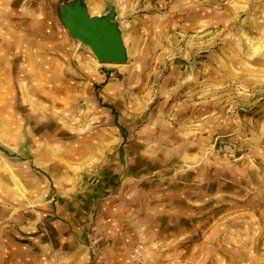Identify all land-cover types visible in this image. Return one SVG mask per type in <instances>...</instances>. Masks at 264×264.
Wrapping results in <instances>:
<instances>
[{"label":"rangeland","instance_id":"obj_1","mask_svg":"<svg viewBox=\"0 0 264 264\" xmlns=\"http://www.w3.org/2000/svg\"><path fill=\"white\" fill-rule=\"evenodd\" d=\"M61 2L52 11L79 45L69 69L78 76L72 91L78 99L53 104L41 90L42 101L35 97L27 105L19 83L17 108L26 124L41 122L37 113L45 110L44 131H8L0 111V179L8 171L3 160L29 161L38 139L58 141L59 162L72 170L74 162L96 153L91 144L117 133L127 143L128 169L150 173L145 179L157 183L148 186L168 193L141 216L147 223L155 215L157 233L149 237L143 228L137 237L132 230L138 243L131 251L151 254L153 264H264V0H104L98 12L87 4L90 14L114 12L127 49L123 63L101 62L91 45L71 33ZM91 57L108 84L90 78ZM27 70L29 84L38 83L37 68ZM44 71L46 77L65 73L47 66ZM51 191L49 198L53 181ZM50 206L46 223H53ZM102 246L96 251L104 252ZM110 249L116 252L117 244Z\"/></svg>","mask_w":264,"mask_h":264},{"label":"crops","instance_id":"obj_2","mask_svg":"<svg viewBox=\"0 0 264 264\" xmlns=\"http://www.w3.org/2000/svg\"><path fill=\"white\" fill-rule=\"evenodd\" d=\"M57 1L0 0V111L7 118L5 127L8 131L29 135L30 131H44L45 110H38L41 122L26 124L24 113L17 108L19 83L22 99L27 105L35 97L42 101L41 90L47 92L53 104L59 100L78 99L72 94L77 89L78 76L69 69L77 62L79 45L60 26L57 12L52 11V4ZM86 2L93 12L105 7L104 0ZM48 5L51 7L49 12ZM49 20L59 25L53 28L47 22ZM86 61L90 78L108 84L107 74L95 63L94 57ZM46 66L61 68L68 75L62 72L59 77H46ZM32 67L37 68L39 82L36 84H29L24 75ZM32 90H37V94ZM4 91L7 94H2ZM97 131L102 135L105 129ZM123 141L117 133L110 140L102 136L97 143L91 144L98 149L95 155L91 153L88 159L83 157L82 161L74 162L72 170L59 162L57 153L61 145L55 139L34 141L35 153L29 161L8 163L3 160L8 171L6 178L0 179V212L3 213L0 264H153L151 254L130 250L131 245L138 243V238L130 233L138 231L137 237H142L143 228H148L149 237L157 233V223H151L155 215L149 213L152 216L147 223H143L145 220L141 216L147 210L152 211L157 201L168 193L148 186L149 181L157 183L145 179L150 173L128 169L127 143ZM152 143L151 140L148 144L151 146ZM111 145L113 149L102 155ZM170 154L173 158V152ZM138 158L133 157V162L136 163ZM63 170L68 174L64 175ZM52 181L54 191L49 198ZM87 200L92 203L87 204ZM49 202L53 223H46L45 205ZM111 243L117 244L116 252L110 251ZM96 245H104V252H97Z\"/></svg>","mask_w":264,"mask_h":264},{"label":"water","instance_id":"obj_3","mask_svg":"<svg viewBox=\"0 0 264 264\" xmlns=\"http://www.w3.org/2000/svg\"><path fill=\"white\" fill-rule=\"evenodd\" d=\"M60 15L71 33L91 45L101 62L127 61V49L114 12L92 15L83 0H62Z\"/></svg>","mask_w":264,"mask_h":264}]
</instances>
